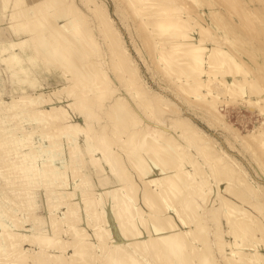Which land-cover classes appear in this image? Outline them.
<instances>
[{"label": "bare ground", "instance_id": "obj_1", "mask_svg": "<svg viewBox=\"0 0 264 264\" xmlns=\"http://www.w3.org/2000/svg\"><path fill=\"white\" fill-rule=\"evenodd\" d=\"M123 1L127 14L140 16L139 22L150 28L151 37H141L142 41H154L150 47L159 64L175 72L181 82H187L196 100L206 103V93L219 96L229 91H242L249 101L261 108V113L264 112V76L242 75V64L238 65L234 59L232 62L242 71H236L233 77L218 79L212 84L208 81L210 77L203 78L205 62L208 63V74L221 75L226 70L220 62L222 56L216 57L213 51L221 47L222 36L212 39L208 46L200 41L207 31H204L205 18L213 19L217 28L236 29L218 14L227 0L210 3L213 4L211 9L202 6L201 0H195V5L191 4L194 0L188 1L193 9L198 4L196 9L201 11L197 14L180 7L187 0ZM3 2L1 18L6 19L8 28L16 36L21 32L25 34L21 33L23 36L17 40L0 39L1 61L14 66L23 64L22 69H12L8 77L13 79V94H22L4 100L5 92L0 88V181L10 189L18 188L14 189L15 199L0 195V264H220L211 250L213 243L221 256H231L232 262L246 259L247 264L264 263V252L248 241L249 227L243 225L251 220L253 212L227 201L222 187L216 183L215 189L213 182L201 173L204 164L210 169L216 161L220 167L232 171L231 177L233 168L227 167L228 163L213 139L191 118L178 113L177 105L169 95H147L150 88L137 69L134 70L136 67L130 66V50L118 42L115 21L107 14L106 7L98 0H55L45 5L44 0ZM81 6L92 9L101 17L97 22L102 32L101 41L112 50V57H116L115 68L125 72L130 69L131 84L127 88L132 90L130 96L137 104V107L133 105L134 109L131 102L119 94L115 96L114 104L105 109L101 105L108 90H113L112 79L103 67L105 62H95L92 70L75 67L77 59L71 54L74 47L80 46L85 58L100 50L97 38L92 31H83L75 14ZM244 8L248 11L246 15L257 13L255 6ZM57 11L62 12L58 13L59 17L64 11L70 17L59 20L57 16L55 22L51 21ZM242 22L244 20L235 21V24ZM69 27L71 36L66 34ZM235 38L241 41L244 35L238 31ZM36 62L48 70L61 68L67 84L50 93L39 90L36 73L30 71ZM61 94L67 96L66 102H61ZM210 98L212 101H207L211 103L208 105L210 110L206 112L212 119L208 123L213 126V121H222L218 109L212 106L216 101ZM160 105L173 113L169 122L159 115ZM70 110L77 112L83 123L75 121ZM138 110L144 111L148 120L140 117ZM103 114L110 120L101 124ZM25 122H35L38 129L27 130ZM225 122V128L230 129ZM98 124L103 127L105 124H122L119 138L109 137L108 140L107 132L97 130ZM261 128L249 137L234 132L235 139L242 145L258 142L264 149V127ZM36 135L39 136L37 141ZM117 142L120 144L115 148L113 144ZM168 146L175 152L185 149V153L193 156L189 161L192 170L185 169L188 159L183 154L172 163L173 171L144 178L140 184L133 181L124 160L127 157L135 159V169L145 177L154 168L153 163L171 159V155L165 153ZM85 162L107 171L117 184L98 192L86 188ZM220 167L216 166V169ZM237 167L234 163V176ZM184 177L190 179V183L184 182ZM36 183L46 187L49 226L35 214L36 196L31 187ZM254 187L248 188L255 193ZM208 189L214 192L217 203L211 208L207 206L205 195ZM77 192L81 193V198L75 199ZM188 192L190 196L186 198ZM255 204L258 210L264 209V199ZM220 210L227 222L234 214V224L228 230L233 241L225 238L226 228L209 219L218 218ZM82 221L85 226L80 225ZM208 221L214 222L212 227ZM206 236L211 238L204 245Z\"/></svg>", "mask_w": 264, "mask_h": 264}, {"label": "rangeland", "instance_id": "obj_2", "mask_svg": "<svg viewBox=\"0 0 264 264\" xmlns=\"http://www.w3.org/2000/svg\"><path fill=\"white\" fill-rule=\"evenodd\" d=\"M42 1L43 0H41V2ZM98 1H100L106 7L107 14L110 15L115 21L114 23L117 29L116 37L118 38V42L121 43L120 44L121 46L123 44V46L128 47V49L130 50L131 53L130 66L132 67V69L136 67L134 70L136 69L138 70V71L136 70V72L141 74V76L144 78L145 82L149 86L150 93H147V95H154L156 93L159 94L165 93L164 95L167 94L166 96L169 95L172 101L176 103L177 106L175 109L178 110V113L180 112L181 115H184L187 118L188 117L191 118L198 125V127L203 129L207 133V135L213 139V142L220 150V153L226 159L229 165V166L227 165V167L233 168V176L231 177L230 174L232 171L230 170L228 171L226 168L220 167L219 163L216 161L213 162L214 168L210 167L209 169L204 164L201 173L207 180L213 182V187H215V189H217L216 183L219 184V187L220 186L222 187V194L227 201H230L233 205H239L241 207L244 206V208H246L249 212L250 211L253 212L254 215L250 212L252 214L251 220L245 221L243 225L249 227L246 233L248 237V241L255 243L257 248L260 251L264 252V209H262L261 211L258 210L255 204L256 201L264 199V149L258 144V142H253L252 144H245V145L239 144L234 136V132L235 133L237 132L242 136L249 137L251 136V133L253 134L255 131L259 130L258 128H260V130L263 129L261 127H264V112L261 113L260 112L261 108H259L256 104L252 103V101H249L250 98L244 92L242 93V91L240 92V91L232 90L233 92L229 91V93H225L219 96L210 95L213 98V100L216 101L212 106L215 105V107L218 109V116L222 121V122L213 121L212 123L213 126H210L208 122H210L212 119L209 118L206 112V110L208 111L210 107V106L208 107V105L211 104V103H207V101L211 100L210 96L208 95L209 93L205 94L207 100L206 103L205 101L201 102L196 100L193 97V94H191L187 82L184 81L181 82V79H179V76L175 74V72L166 70L161 66V64H159L156 54L152 53L153 49H151L150 47V45L154 44V41L153 40L142 41L141 38V37L143 38L151 37L149 26H144L143 24H141V22H139L140 16H137L135 14L128 15L127 14L128 10L125 9L124 7L125 2L123 0H98ZM188 1L190 3L193 2L192 0L184 1L181 3L180 7L183 8L184 11H189V13L192 14L200 13L199 12L200 9L198 8L196 9V7H198V4L193 9L188 4ZM201 1H202V6L206 5L208 9H211L213 7V4L210 3L212 2L214 4L217 3V0H213V1L209 0V2L208 0L207 1L201 0ZM243 1L244 0L241 1L227 0V3L223 2L225 6H222L223 7V10L221 9L222 12H218V14L220 15L218 16L221 17V19L226 18L229 20V22L232 24L233 27L236 26L234 27V29L236 28L235 30L231 31L229 30L230 27L228 28L227 26H220L219 28H217L212 23V22L215 23L213 19L209 21L208 18L207 19L205 17H204L205 19L201 18L205 20V23H207L206 28H204L205 29L204 31H206V29L207 31L202 34V39L200 41V44H204L208 46L212 41V39L214 38L216 39L217 37H218L217 39H220L222 36L220 40L221 47L215 48L213 51H215L216 57L222 56V58L220 57L221 58L220 62L226 68V70H224V72L221 73V75L216 73L208 74L209 71L208 63L205 62V64L202 67L203 71L205 70V74L203 75V78H206L207 76L210 77L208 81H210L211 84L217 81L218 79H228L233 77L236 71H242L241 69L238 70L236 68L235 66L236 63L238 65L242 64V69L244 70L243 71L244 73H242V75L251 74L252 76L257 75L258 77L264 76L263 74L264 53H262L264 52V0H245L246 3L245 1L244 2ZM54 2L55 0H44L43 4L44 5L51 4ZM194 2L195 3H191V4L195 5L197 3L195 0ZM3 3H4L3 0H0V11H1V5H3ZM207 3L210 6H208ZM245 5L248 6L249 8L255 6V11L257 13L251 16L249 14L246 15L248 11L244 10L245 9L244 7H246ZM77 11L78 13L75 14H77L78 20L81 21L83 31L85 33L87 31H92L94 36L99 41L100 50H98V53L96 52L94 54L92 53L91 55H89V57L85 58L83 57L82 54L83 53L82 48L80 46H76V48L74 47L71 50V54L73 57L77 59L76 60L77 63L75 67L82 68V70L83 67L85 70H92L94 69L95 62L98 61L105 62L103 67L108 71L109 76L112 79L109 80L113 86V90L110 89L108 90L107 92L108 95L106 98H104V101H102L101 105L105 109L111 103L114 104L113 100L115 96L119 94V95H123L126 99H128L129 102H131L132 104L131 106L132 109H134L133 105L134 106L136 105L137 107V104L130 96L132 90L129 91V88H127L128 85L131 84V82L129 81L132 77L131 71L129 69L127 72H125L118 70L117 67L115 68L114 59H116V57L114 56V54L113 56L115 58L112 57V50L107 47L106 43L101 41L103 40L102 32L99 30V25L97 23L98 20L101 19V17L95 15L96 12L94 13L92 9L88 10L83 6H81ZM58 13H62V12L57 11L53 15L51 21L54 22L56 21V17L58 16ZM221 13H223L224 16H222ZM69 17L70 14L64 11L63 14L59 17V20L61 18H69ZM199 17L200 16H198V18ZM241 20H244V22H242L240 25L235 24V21L240 22ZM0 21H1L0 22L1 40H5V41L17 40L19 37L23 36L22 34H25V32L23 33L21 32L22 34L20 33L19 36H16L14 34V31L8 28L9 24L6 21V19H2L0 16ZM207 21H209L210 23L209 25ZM126 23H128V25ZM210 25L212 26L211 28ZM66 30H67L66 34L70 33L68 31L71 30V27L67 28ZM235 31L236 32L239 31V33L244 35V39L241 41L237 40L235 38V34H236ZM68 36L71 35L68 34ZM246 36L248 39L247 38L245 39ZM241 42L242 45L239 46L238 44H240ZM255 48H259V50L260 49L261 50L260 51L258 49L255 50ZM16 49L18 51V48ZM237 49L239 51H237ZM8 55L9 54L6 53V56ZM233 59L236 63L234 61L232 62ZM35 64L33 67L30 68V71L31 72L34 71V73H36L37 76L36 78L38 79V85L40 86L39 90L47 91L48 93H50L53 92L52 90L57 89L64 84H67V79L63 75V70L61 68L48 70L40 62L39 63L36 62ZM22 68H23V64L14 66L8 64L6 61H1L0 59V88L5 92V95L3 97L4 100H8L12 96H19L22 94V93L13 94V92L11 91L13 86L12 84L13 79L10 80L8 78L10 75V71L12 69H22ZM118 71L121 72L119 73ZM260 82L262 81L260 80ZM182 85H185L184 88H181ZM215 96L217 97L216 99L214 98ZM60 97H62L61 102L67 101L66 95L61 94ZM160 108L161 110L159 115L162 116L163 119L169 122L170 116L173 113L171 112V110H169V108L163 105H160ZM70 111L75 121L78 122L80 121L83 123L82 119L80 118L77 112L72 110ZM138 113L139 116L141 115L140 117H142L144 120H148L147 114L144 113V111L138 110ZM102 116L104 119L101 120V124L102 122L103 124L107 123V120H110V118L107 115L105 116L103 114ZM112 119L113 118L111 117V120ZM223 122H225L226 125L230 127V129L225 128ZM101 124L97 125V130H104L105 132H107L108 140L110 138L112 139L119 138L120 135L118 134V132L120 131V129H122L123 126L122 124L119 125L114 124L113 126H106L105 124L104 125L105 128L101 126ZM24 125L25 127H27V130H31L33 128H35V130L38 129V125L35 122H25ZM132 129L133 128H131V130ZM176 138H179V136L176 135ZM35 139L36 141L39 140V136L36 135ZM117 144L119 145L120 143L118 142L114 143L113 146L116 148L118 147ZM165 147H167L166 144ZM180 151L182 152L181 154H179ZM184 151L185 149L184 150L180 149L179 152H175L171 148V146H168V150L165 151V153H169L171 155L170 157L171 159L167 160L164 158L163 161L160 162L158 161L157 163H153L154 168H152V170L149 171V174L146 175L145 177H141L140 171L135 169L134 166L135 159L127 157L124 161L127 164L129 173L132 176L133 181H136L138 184H140L142 179L144 178L158 176L159 174H161V172L173 171L171 170L172 163L177 162V160H179V157L183 154L188 159L186 164L184 165L185 169L192 170L189 161L192 160L194 157L193 156L191 157L189 153H185ZM197 156L198 155H196V157ZM58 157L63 158V156H58ZM59 162L60 160L58 161V163ZM85 163L86 165L84 167V172L86 173V179H87L86 188H91L92 190L98 192L102 188L112 187L113 185L117 184V180H115L114 177L110 176L107 173V171H103L101 169L95 168L89 162H85ZM234 163H237L238 165L237 167L238 172H236L235 176H234ZM216 166H219L220 168L216 169ZM243 174L246 175L244 176ZM183 181L186 182L187 184L190 183V179L186 177L183 178ZM0 185H1L0 195H3L2 197H7V198L10 197V199H15L14 191L17 190L18 188L10 189V187H8V185L5 184V182L4 183L1 182ZM253 185L254 186L256 185V187H254ZM248 187H254L257 190L255 193H253V191H251V189ZM45 188H46L45 186H41L40 184L36 183L34 186L31 187V190L33 193H35L36 196L35 200L37 203V208H36L37 211L35 212V214L40 220L46 221L45 224L46 226H49L48 223L49 209L46 206L47 195L45 192ZM70 188H74V187H70ZM185 195L187 198L188 196H190V192L185 193ZM205 195L207 199V206L209 205L208 207L211 208L213 207L214 204H217L214 199L216 197L214 196V192L211 191V189L206 190ZM78 198H81L80 192H77V195L75 197V199ZM182 200L184 201V199ZM41 211L42 212L44 211L45 213L43 212L42 214ZM220 211H218L217 214L218 218L215 219V217L214 218L209 217V219L213 220L214 222L216 220V222L219 225H222L224 228H226L225 238H227V240L233 241L234 238L231 239L230 235L228 234L229 233L228 230L231 227L232 223L234 224V214H233V219H231L232 216H230L227 222L224 212L222 211L220 212ZM208 215L211 214L208 213ZM208 222L212 223L211 221ZM27 223L33 226L31 223L29 222ZM213 223L210 227L213 226ZM80 225L85 226V223L82 221ZM235 226L237 228H240V226H238L236 223ZM88 231L92 232L91 229H88ZM210 238L211 237L209 236H206L204 238L205 240L204 245L207 241L209 242ZM211 247H212L211 250L213 251V254L216 258V261H218V263L220 264H247L246 259H244V261L232 262L234 261V259L231 256H227V258L222 257L221 254L219 253V250H217L218 249L217 245L214 243ZM260 264H264V263H260Z\"/></svg>", "mask_w": 264, "mask_h": 264}]
</instances>
